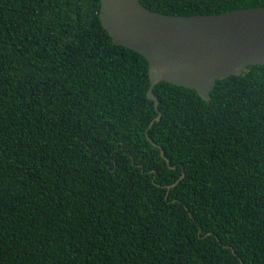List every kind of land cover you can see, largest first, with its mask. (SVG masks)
I'll use <instances>...</instances> for the list:
<instances>
[{
	"label": "trees",
	"instance_id": "1",
	"mask_svg": "<svg viewBox=\"0 0 264 264\" xmlns=\"http://www.w3.org/2000/svg\"><path fill=\"white\" fill-rule=\"evenodd\" d=\"M99 10L0 0V264H264V64L218 78L208 100L161 80L156 110L147 59Z\"/></svg>",
	"mask_w": 264,
	"mask_h": 264
},
{
	"label": "water",
	"instance_id": "2",
	"mask_svg": "<svg viewBox=\"0 0 264 264\" xmlns=\"http://www.w3.org/2000/svg\"><path fill=\"white\" fill-rule=\"evenodd\" d=\"M99 14L114 43L147 59V96L156 110L153 87L161 80L192 87L208 100L218 78L240 74L248 65L264 64V5L209 14H169L149 9L140 0H100ZM159 117L160 112L154 119ZM146 137L169 164L161 145L147 131ZM183 176L184 172L167 185V192Z\"/></svg>",
	"mask_w": 264,
	"mask_h": 264
}]
</instances>
